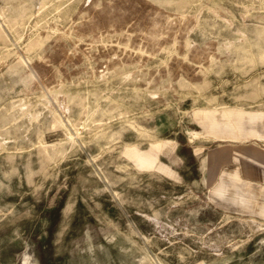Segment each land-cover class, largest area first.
I'll list each match as a JSON object with an SVG mask.
<instances>
[{
    "label": "rangeland",
    "instance_id": "374dc122",
    "mask_svg": "<svg viewBox=\"0 0 264 264\" xmlns=\"http://www.w3.org/2000/svg\"><path fill=\"white\" fill-rule=\"evenodd\" d=\"M0 264H264V0H0Z\"/></svg>",
    "mask_w": 264,
    "mask_h": 264
}]
</instances>
